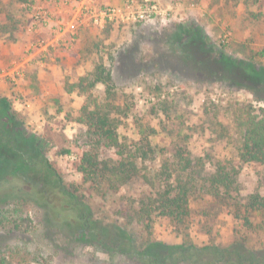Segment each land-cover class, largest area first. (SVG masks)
<instances>
[{"label": "rangeland", "instance_id": "rangeland-1", "mask_svg": "<svg viewBox=\"0 0 264 264\" xmlns=\"http://www.w3.org/2000/svg\"><path fill=\"white\" fill-rule=\"evenodd\" d=\"M128 1L0 0V97L9 99L23 131L42 140L62 181L79 187L100 225L122 227L139 242L152 237L180 244L187 238L198 245L238 241L263 249L264 212H254L248 227L235 216L233 201L197 184L188 227L156 216L147 228L137 214L142 198L152 193L143 175L103 195L78 169L90 147L81 112L88 95L69 87L83 77L94 80L103 66L111 72V94L102 82L92 91L110 102L121 141L133 151L147 142L156 150L139 159L142 173L152 177L184 146L195 162L202 160L192 169L196 179L209 177L220 161L238 170L234 201L264 195V165L240 158L235 127L238 108L258 110L264 100L240 69L223 71L218 61L223 53L264 66V0H133L136 10L147 2L158 10L150 20L106 19L78 27L66 43L56 40L60 22L83 2L124 8ZM16 155L13 161H20ZM101 156L121 158L117 148L103 146ZM0 172V264H140L77 234L76 212L59 195L57 175L43 173L39 184L25 186L20 175ZM30 186L39 187L38 194Z\"/></svg>", "mask_w": 264, "mask_h": 264}, {"label": "trees", "instance_id": "trees-1", "mask_svg": "<svg viewBox=\"0 0 264 264\" xmlns=\"http://www.w3.org/2000/svg\"><path fill=\"white\" fill-rule=\"evenodd\" d=\"M218 61L223 71L240 69L239 74L251 83L256 96L264 100V66L256 67L223 53ZM97 82L104 83L111 94V72L103 66L98 68L94 80L83 77L69 87L70 91L78 87L88 95L81 112L82 121L87 125L90 147L84 151L78 165L85 181L105 195L143 175L151 184L152 193H146L142 198L137 214L147 228L152 226L156 216L188 227L186 221L191 215V194L199 190V187L211 191L217 198L233 201L235 216L242 217L248 227H253L250 216L254 212H264V195L252 193L245 203L234 201L239 190L236 179L238 170L234 166L228 168L227 163L219 161L209 177L196 179L192 169L200 166L202 160L198 158L195 162L189 149L181 146L155 175L151 177L142 173L139 159H148L156 150L147 142L146 146L133 151L121 141L118 124L111 116L110 102L102 103L92 91ZM17 119L9 99L0 97V171L7 170L8 173L4 177L20 175L25 186H29L28 182L31 181L35 185L39 184L37 177L43 173L58 176L53 164L44 155L42 140L35 134L24 132L23 122ZM235 127L241 139L240 158L244 162L264 165V106L258 110L250 105L238 108L235 112ZM102 146L117 148L121 158H103ZM15 153L21 156L20 161H13V157L17 156ZM57 184L56 188L64 204L76 212L75 222L80 225L77 234L98 241L114 253L129 255L140 264H178L184 261L193 264H264V248H250L238 241L228 246L215 243L198 245L187 238L180 244H169L152 237L139 242L135 235L122 227L117 226L111 230L100 225L94 218L91 204L84 198V194L79 193L78 186L65 184L60 176L57 177ZM36 188H32V191L38 194ZM37 189L40 191L39 187ZM15 225H19L18 222Z\"/></svg>", "mask_w": 264, "mask_h": 264}, {"label": "built area", "instance_id": "built-area-1", "mask_svg": "<svg viewBox=\"0 0 264 264\" xmlns=\"http://www.w3.org/2000/svg\"><path fill=\"white\" fill-rule=\"evenodd\" d=\"M158 6L154 3H146L144 6L136 10L134 1L129 0L124 8L105 5L98 7L92 2H83L78 11H76L71 19L60 22L57 32V41L66 43L68 33L71 39L76 33L77 28L86 25H103L104 20H129L131 18L137 20H150L154 12H157Z\"/></svg>", "mask_w": 264, "mask_h": 264}, {"label": "crops", "instance_id": "crops-1", "mask_svg": "<svg viewBox=\"0 0 264 264\" xmlns=\"http://www.w3.org/2000/svg\"><path fill=\"white\" fill-rule=\"evenodd\" d=\"M66 15H68V14H66ZM65 16V15H64ZM1 81V80H0Z\"/></svg>", "mask_w": 264, "mask_h": 264}]
</instances>
